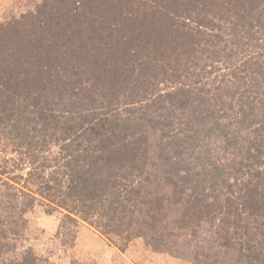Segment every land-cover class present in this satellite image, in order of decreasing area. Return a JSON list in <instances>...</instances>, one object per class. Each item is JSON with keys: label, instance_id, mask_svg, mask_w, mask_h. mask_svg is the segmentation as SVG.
<instances>
[{"label": "trees", "instance_id": "obj_1", "mask_svg": "<svg viewBox=\"0 0 264 264\" xmlns=\"http://www.w3.org/2000/svg\"><path fill=\"white\" fill-rule=\"evenodd\" d=\"M108 1L111 3L108 8L122 16H114L116 20L107 18L111 22L101 24V32L107 37L97 32L99 24L94 20H90L84 29H74L72 24L69 25V33L64 32L68 25L64 24L65 29L63 23L69 22L72 13L63 19H43L46 12L36 10L20 18L0 22V180L3 176L14 183L22 179L20 175L11 177L15 171L8 167L11 159L6 149L9 143L5 141L13 137L19 140L15 150H21L19 161L29 163L32 174L37 176L35 179L40 181L37 163L46 159V150L39 140L45 145L54 144L55 140L58 146L59 129L66 135L61 140L69 141V149L62 146L63 151L76 161L74 165L65 167L71 173L77 171V177L69 176L65 197L77 201L74 212L81 214L83 220L109 240H112V235L120 236L124 232L128 235L133 222H136L133 214L142 211L145 205L148 213L153 210L144 223L150 229L148 237L155 249L157 243H160L158 249L167 247L162 242L165 236H183L181 231L184 227H194L191 234L198 237L196 228H201V223L207 220L227 245L218 255L217 262L229 264L226 261L230 260L233 264H264V193L262 202L258 201L259 191H264V167L263 170L257 169L252 177L247 176L243 184L248 189L242 197L236 196L237 191L235 194L229 180L224 177L223 166L217 164L216 147H210L212 159L205 156L204 162L196 163L192 156L186 160L182 156L183 163L188 166L179 176L173 168L178 163L176 160L177 163L173 162L174 158L186 150L187 145L195 149L200 146L203 136L212 146L213 137L222 131V125L226 126L225 122L219 121L221 117L214 118L215 110H211L210 100L203 94L209 91L200 88L199 93H193L199 83L196 78L194 86H181L183 89L179 87L175 93L168 94V98H162V93L150 92V80L146 84L139 82L137 87L144 92L140 98H134L133 88L130 89L128 96L133 99L126 111L128 114L124 115L121 109L114 113L118 109V99L125 96L129 84L134 86V83H127L124 76L135 72L134 64L129 62H136L138 58L124 59L120 65L117 59L109 61L103 52L104 47L107 49V46L122 43L127 48L122 55L127 56L133 50L132 44L139 51V60L144 62L145 57L151 60L150 64L155 63L156 74L152 75L155 79L157 74L163 75L172 83H181L182 76L197 77L196 69L205 52L212 58H224L230 66L235 65L236 72L231 76L234 81L228 85L236 89L233 97H238L237 101L245 108L241 123L252 125L258 118L255 142L259 144L253 151L248 148L229 153L241 155V165L247 170L244 174L249 173L256 162L264 163V0H126V3L119 0L115 4L112 3L115 0ZM182 14L184 20L179 22ZM147 15L151 20H146ZM62 28L60 35L53 31ZM197 35L201 40L195 43L193 40ZM62 36L66 39H55ZM83 45L95 48L91 55L96 66L91 73L96 81L83 80L73 71L74 66H60L62 74L58 72L54 80L46 77L51 84L47 93L52 97L57 93L58 99L69 100L72 97L69 96L70 88L78 100L71 103L74 108L70 111L57 103H53V108L49 107L41 70L44 66L50 67L54 59H59V53L74 51V47L86 57L87 47ZM182 53L193 58L183 63L177 58L183 56ZM196 53L200 54L197 56ZM149 66L142 68L149 70ZM100 67L104 68V73H109L107 69L110 68L119 74L117 89L113 85H104L97 72ZM143 74L146 76L140 71L141 77ZM75 75H78L77 79L69 84V78ZM110 79L116 81L114 77ZM146 93L150 96L147 97ZM150 99L153 101L143 106ZM150 106L155 109L148 110ZM160 111H165L166 115ZM167 115L171 117L159 120ZM191 118L202 131L193 129ZM181 123L187 127L182 129ZM158 124L161 127L158 128ZM173 124L179 137H171L165 129L172 128L173 132ZM153 126L160 132V139H155L157 147L149 144L150 133L155 131ZM6 129H11V132H6ZM152 149H159L163 164H159V168L155 166L156 169L151 166L150 171L148 161ZM190 163L197 167H191ZM205 163L206 167H201ZM16 166L13 165L14 168ZM151 176L152 185H156L154 190L158 189L155 205L144 194L153 189L146 184ZM178 180L187 184L179 185L178 189ZM61 185L57 188L59 193L62 192ZM60 203L66 205L63 200ZM99 217L105 220H99Z\"/></svg>", "mask_w": 264, "mask_h": 264}, {"label": "rangeland", "instance_id": "obj_2", "mask_svg": "<svg viewBox=\"0 0 264 264\" xmlns=\"http://www.w3.org/2000/svg\"><path fill=\"white\" fill-rule=\"evenodd\" d=\"M115 1L116 2L112 3L115 4L119 2V0ZM124 2L126 3V0ZM110 4L108 0H0V22L4 23L14 18H20L23 14L35 12L36 10H44V12H46V16H44L45 14L42 15L43 19L48 17L51 19H63L69 13H72V15L69 16V22L64 21L63 23L65 29L66 25L64 24L67 23L68 25V30L64 32L69 33V25L73 24L74 29H84L89 25L88 22L90 20H94L99 24L97 32L107 37L106 33L101 32V24L106 25L110 23L111 21L108 19L116 20L114 16H122L120 12L117 11L118 15L113 9L108 8ZM124 13L125 10H123V15ZM183 14L182 17L179 18V22L184 20ZM146 18V20H151L150 15H147ZM171 30L174 31L173 29ZM53 31L59 32L60 35L62 34L63 28L60 30L53 29ZM175 31H177V29ZM55 39L65 40L66 37L62 36ZM198 39L201 40L199 35H197V37L195 36L193 41L197 43L196 41ZM140 42L143 44L142 41ZM95 45L97 46L96 43ZM130 45L134 51H129L127 56L122 55L124 52H127L124 51L127 50V48L124 47L125 44L121 43L107 46V49H105V47L103 48V52L107 59L109 61L117 59L120 65L124 59H131L134 56L138 58L136 62H129L130 64H134L135 67L133 66V69L135 72L124 76L127 83H134V86L129 84L130 88L125 93V96L122 95L118 99V109L114 110V113H118L121 109L124 115L128 114L126 111L131 107L132 104L130 103L133 99L132 96H128L130 89L133 88L132 94L134 98H140L144 92L141 87H137L139 82L146 84L150 80L152 82L150 92L154 94L162 93V98H168V94L175 93L181 86L185 85L184 87L186 88L187 86H194V82L197 78L199 83L193 93H199L198 90L200 88L209 91L203 92V94L206 95L205 98L210 100L209 106L211 110H215L214 118L221 117L219 121L225 122L226 126L223 127L222 125V131L218 132V134L213 137L212 146H209L208 140L205 141L203 136H201V142H199L200 146L195 147V149L187 145L186 150H183L179 156L174 158L173 162L178 163L174 164L173 168L177 170L179 176L183 174L182 169L187 168L186 166L188 165L183 162L189 156L195 158L194 161H196V163L199 161L204 162L205 156L212 159L210 155L212 153L209 152L210 147H216L217 151L214 152L219 156L217 164L223 166L224 170L222 171L224 172V177H227L229 180L235 194L237 191L236 196L242 197L248 189H246L243 184L247 176L250 175V177H252L257 169L263 170L264 163L261 161H259V163L256 162L250 172L244 174V171L247 170L246 167L241 165V155L229 153L230 151H243L248 148L253 151L257 144H259L255 142L257 136L256 130L259 128L257 124L258 118H255V122L252 125H244L241 123V120H244L242 110L245 108H242L240 102L237 101L238 97H233V92H235L236 89L228 85H232L230 82L234 81L231 76L236 72L235 65L232 64L233 66H230L224 58H212V55L209 56L210 53L205 52L202 55L203 60L199 61V65L196 69L197 77L190 76L184 78L182 76V81H180L185 84L178 82L172 83V80H168L167 77L163 75L157 74V79H155L153 77L154 74H156V70L153 67L155 63L150 64L151 60H146L145 57L143 58L146 64L139 60V51L135 49V46L132 44ZM83 46L85 48L87 47L88 55L86 57H83L84 53L77 51V48L74 47V51L68 50L61 52V54L59 53V59L56 58V61L54 59L50 67H48V65L43 67V70H41V78H43V83L47 86L44 91L45 93L50 92L48 87L51 86V84L46 81L48 80L46 77L54 80L58 72L62 74L60 70V66L62 65L68 67L74 66L73 71L77 72L83 80L85 78L95 80L93 77L94 74L91 73L96 66L94 65L95 62L91 55V50L95 48L86 45ZM42 53L45 54V51L42 50ZM196 54L198 56L200 53ZM248 54L245 55V58ZM177 58L183 63H186L188 60L192 59L193 56L183 54V56ZM236 58H239V56L237 55ZM65 62H69V64ZM99 63H101V61H99ZM146 65H151L149 66V70L147 68H142ZM54 66L56 69H54ZM201 67H206V69L202 70ZM103 69L102 67L97 68V72L104 85H113V87L117 89L120 77L119 74L111 71L110 68H106L109 73H104ZM140 71L146 73V76L143 74V77H141ZM78 75L69 78V84L72 80H76ZM112 77H114L116 81L110 79ZM145 79L146 81L143 82ZM135 87L136 89H134ZM146 88L147 87H145V89ZM193 88H191V92ZM52 89L53 88H51V90ZM181 89H183V87H181ZM69 96H72L69 97V100L66 98L61 100L58 99L57 93H55V97L47 93L46 97H49L48 106L53 108V103H57L65 110L69 109L70 111L74 108L71 103L78 99H76L75 94L70 88ZM149 96L148 94L147 97ZM152 101V99L147 100L143 106H147ZM154 109L155 108L152 106L148 107L150 111ZM160 112L162 115H166L165 111ZM168 117L170 118L171 115L162 116L159 120L164 121ZM191 119L194 121L193 129L195 128L202 131L201 126L196 124L194 118ZM249 121H251V119ZM181 124L183 125L181 127L183 129L186 125H184L185 123ZM153 127L155 131L150 133L149 144L157 147L159 145L155 139H160L158 128L161 127V125L158 124V128L156 126ZM171 127H175L173 132H171L172 128L165 129L171 134V137H179L176 132V125L174 126L173 124ZM147 129H150L149 125H147ZM10 130L11 129H6L5 131L11 132ZM187 132L189 133V131ZM64 134L65 133L61 132V130H57V136L60 138L58 146L55 140L54 144L51 145H45L43 141L39 140L43 150H46V159L40 160L37 163V166H40L37 170V174L41 176L39 178H42L40 181H37V176L32 174L29 163H21L19 161L21 150L15 151L16 148H18L19 140L9 137V140L5 141L6 144L9 143L6 148L8 153L7 151L6 153L11 159L8 167L9 170L15 171L11 174V177L20 175L22 179H19L18 183H14L15 181L9 180L8 177L3 176L0 180V264H224L216 260H218V255L222 254L227 245L223 244V240H221L219 238L220 236L215 232V227L207 220L201 223V228L195 227L197 231H199L196 235L198 237L192 236L191 234L194 227H184L181 231L183 236H165L162 239V242H165L167 246L164 250L158 249L160 243H157V249L151 245L152 239L148 237L150 229L144 222L148 214L151 215L150 213H152L153 210L148 213L145 205L142 206V211H136L133 214L134 221L136 222H133L132 227L128 231V235L127 232H124L125 235L121 233L122 236L112 235V240H109L99 230L83 220L81 214L74 212V208H77V201H72L65 197L68 194L66 186L69 182V176L77 177V171L71 173L70 169L65 167L67 164L74 165L76 161L72 155H67L68 153L62 149V146L69 149V141L65 139L61 140L62 138H66ZM166 139L167 138L164 140ZM74 145L75 144H73V146ZM170 154L172 155L173 152ZM182 156L185 160H182ZM175 160L177 162H175ZM153 161H155V163H152ZM148 162V169L150 171L152 170L151 166L155 169V166L159 168V164L162 166L163 161L160 158L159 149H152V154ZM13 165H17V168H14ZM190 165L191 167H197L195 166L196 164L194 165L193 163H190ZM206 165L207 163L201 167H206ZM240 168L241 170L238 171ZM82 174L83 173H81V176H83ZM151 180L152 176L148 178L146 184L153 189L150 193L144 192V194L146 197H150L152 200L148 201L155 205V200L157 198L156 192L158 189L154 190L156 185L153 186ZM177 182V188L179 185L184 184L180 183L179 180ZM256 182L257 178L253 180L254 184ZM59 184H63L61 185V193L57 191V188L60 187ZM170 191L171 193L173 192L172 189H170ZM263 193L264 191H259V202H262ZM62 200L66 205H61L60 202ZM69 209L73 210V212H70ZM99 220L104 221L105 219L99 217ZM138 235L144 237L135 238V236ZM226 262L229 264L234 263L230 260Z\"/></svg>", "mask_w": 264, "mask_h": 264}]
</instances>
